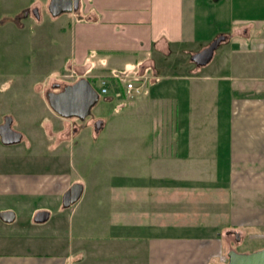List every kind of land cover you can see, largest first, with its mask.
Masks as SVG:
<instances>
[{"label":"rangeland","instance_id":"obj_1","mask_svg":"<svg viewBox=\"0 0 264 264\" xmlns=\"http://www.w3.org/2000/svg\"><path fill=\"white\" fill-rule=\"evenodd\" d=\"M48 3L49 0H0V119L4 112L13 115L15 128L24 136V141L18 145L7 149L0 146V172L66 175V189L74 183H81L85 189L78 206L89 208L88 212L93 214L95 223L89 226L91 232L104 229L109 236H113L150 230L153 232L151 241L154 253L159 250V240L162 238L188 240V245L194 247L196 243L200 245L203 240L206 243V240L218 234L223 240V253L219 259L212 257L209 264H225L229 250L250 253L263 248L264 210L257 207L264 204V192L255 194L249 190L252 187L260 190L259 184H264V181H259V177L252 178L247 171H241V163L232 167L226 157V160L220 157V161L191 159L193 161L178 165L187 168L186 180L192 182L190 188L181 189V194L165 192L169 185L177 184L171 182L170 177H175L176 173L173 176L167 171L177 170L175 168L178 166L173 163L165 169L166 163L156 164L167 178L157 176L153 179L143 171L134 172L149 168L148 163L144 162L139 163V168L137 166L138 159H142L139 149L144 145L154 146L160 142L162 145H175L181 137L200 133L203 143L209 147L215 131L198 128L210 120L212 112H205L202 120H198L200 114H191L189 131L168 129L177 114L176 100L162 98L178 84L177 80L171 78L161 77L155 82L149 78L141 80L143 87L139 95L128 98L123 92L120 96L115 90L114 81L118 80L119 87L123 89L126 80H134L138 68L135 60L139 56L133 52L114 53L116 67L109 65V74L101 75L97 80L92 76L99 71L87 73L69 69L68 65L78 60L74 58L72 29L79 19L72 16L74 12L53 18L48 11ZM34 7L38 9L36 15L29 13L22 17L25 10ZM210 18L209 25L213 20ZM132 36L130 33L124 34L119 40L124 47L119 51L128 47V39ZM82 40L83 34L78 29L77 55L83 53L79 48ZM198 43L194 44L193 50L199 49L196 47ZM215 51L213 60L202 67V73L212 72L227 51V46L220 45ZM109 54L91 51L87 58L104 61ZM183 62L179 53L156 56V65L167 75L184 72ZM116 73L121 74L122 78H116ZM55 74L59 75L54 77ZM261 74L264 75V70ZM80 78L88 79L97 91L100 90L99 81H105L107 93H99L98 102L83 121L58 117L47 104L46 92L54 89V83H58L62 89ZM98 120L102 121L99 130L95 125ZM49 122L54 125V131L50 133L48 130L47 134L44 125ZM58 131L62 140L56 145L53 139ZM229 174L232 176L227 178ZM222 184H229V190L220 191L219 188L224 186ZM215 185L218 188L213 187ZM144 188L155 192L148 196ZM52 189L35 195L0 196V212L3 211L1 209H8L15 214V220L10 223L0 221V253L52 252L57 247L55 243L66 245L70 208H62V194L52 192ZM136 189H139V195L133 198ZM169 189L175 192L174 188ZM242 194L248 195L250 200L249 205L243 202V206L254 207L251 210H232L233 202L236 208H240L238 196ZM121 208L128 213L132 210L139 213L141 225L135 230L129 226H112L110 222L116 221L114 214H119ZM40 211L48 212L49 218L43 223L33 222V216ZM98 219L108 223L101 226L96 223ZM225 228L230 231H224ZM72 231L75 235V227H72ZM233 232L238 234V240ZM157 255L156 252L155 257ZM155 260L159 264V257Z\"/></svg>","mask_w":264,"mask_h":264},{"label":"crops","instance_id":"obj_2","mask_svg":"<svg viewBox=\"0 0 264 264\" xmlns=\"http://www.w3.org/2000/svg\"><path fill=\"white\" fill-rule=\"evenodd\" d=\"M79 2V12L72 15L79 19L72 29L74 58L78 60L69 64V69L84 70L87 73L99 71L97 75L92 76L97 80L96 78L102 77L101 75L109 74L107 72L109 65L112 67L115 65L114 53L133 52L135 56H139V59L135 60L138 64L136 75L133 77L135 81L140 82L149 78L148 80L155 82L161 77L178 81L175 88L162 96L176 100V120L168 129L189 131L191 114H200L201 118L198 120H202L205 112L208 114L212 112L210 120L198 128L215 131L209 147L203 143V135L200 133L181 137L175 145H162L161 142L154 146L144 145L139 149L142 159H138L137 166L139 168V163L144 162L148 163L149 168L137 169L134 172L143 171L153 179L157 176L167 178L166 173L157 168V163H166L165 169L172 163L178 166L193 160L220 161L222 157L224 160L227 158L232 167H235L236 163H241V171H247L252 174L250 175L252 178L259 177V181H264V75L261 74L264 70V0H79ZM236 8L238 12L235 13ZM210 16L213 19L211 25ZM78 29L80 34H83L79 46L83 53L80 50L79 55L76 53ZM129 33L133 36L128 39V47L119 51L124 47L120 45L119 40L124 34ZM221 35L225 39L220 45H226L227 51L212 72L202 73V67L195 66L189 56L205 48L212 39ZM197 42L199 43L196 47L199 49L193 50ZM91 51L110 54L104 61L100 59L92 61L87 58ZM171 53L182 55L184 72L167 75L156 65L157 55L169 56ZM215 54L216 51L213 58ZM57 75L59 74H55L54 77ZM114 75L122 77L121 74ZM11 117L15 122L14 116ZM53 126L51 122L45 124V132L49 134L48 130L50 133L54 131ZM57 133L53 139L56 145L62 140L61 132ZM9 147L13 146L10 145L6 149ZM144 147L148 148L142 149ZM175 169L177 170H167L173 176L176 173L175 177H170L171 182L177 184L169 185L167 191L163 188L166 194H181V189L190 188L189 185L192 183L186 180L187 168L178 166ZM231 176L229 174L226 177ZM67 185L66 175L0 172V196L35 195L49 188H53L52 192L63 194L67 190ZM228 185L222 184L220 191L229 190ZM259 185L260 190L252 187L249 191L255 194L264 192V184ZM37 186L40 187L39 190ZM213 187L218 188L216 185ZM169 188H174L175 192H171ZM144 189L148 196L155 192H150L148 188ZM84 190L83 187L80 199ZM137 190L139 189H136L133 198L136 194L139 195ZM247 196L245 194L238 196L240 208H236L235 202H231L232 210H251L254 206L250 205L247 208L243 206V202H250ZM79 201L70 207L67 215L69 220L66 226L69 236L66 245L55 243L57 247L52 252L0 253V264H156L157 257L159 264H209L212 257L219 259L222 256L223 240L219 234L206 240V243H203L204 240L200 245L196 243L194 247L188 245L186 242L188 240L162 238L159 240V250L154 253L151 241L153 232L150 230L143 233L135 231L131 234L118 233L113 236H109L104 229L93 233L89 228L95 223L92 219L93 214L88 212L89 208L78 206ZM257 208L264 210V204ZM138 216L140 214L133 213V210L128 213L121 208L119 214H114L116 221H111L110 224L129 226L135 230L134 228L141 225ZM96 223L105 226L108 221L100 222L98 219ZM72 227L73 229L75 227V235ZM224 231L230 230L225 228ZM156 252L158 255L155 257Z\"/></svg>","mask_w":264,"mask_h":264},{"label":"water","instance_id":"obj_3","mask_svg":"<svg viewBox=\"0 0 264 264\" xmlns=\"http://www.w3.org/2000/svg\"><path fill=\"white\" fill-rule=\"evenodd\" d=\"M79 0H49L48 11L55 18L62 14L76 12L79 9ZM37 14V13H36ZM224 36H218L213 39L209 45L190 56V61L197 67H203L210 63L214 52L222 41ZM46 101L50 110L63 119L76 118L80 121L85 120L91 113L92 107L98 102L99 95L92 87L91 83L80 78L72 84L65 85L59 92L46 93ZM96 129L102 126V121L95 123ZM22 135L10 128L9 120L0 125V141L5 146L15 145L21 142ZM83 192L81 183L72 184L63 194L61 198L62 208H70L76 204ZM15 215L12 211L0 212V220L10 223L14 220ZM49 218L46 211L37 212L33 216V222L43 223ZM236 240L238 234L233 232ZM225 264H264V247L250 252L239 253L235 250L227 252V261Z\"/></svg>","mask_w":264,"mask_h":264},{"label":"built area","instance_id":"obj_4","mask_svg":"<svg viewBox=\"0 0 264 264\" xmlns=\"http://www.w3.org/2000/svg\"><path fill=\"white\" fill-rule=\"evenodd\" d=\"M133 80H126L124 87H123V91L124 93L127 95L128 98H132L135 97L137 95H139L142 91V87H143V82H138ZM100 84V90L99 93L100 94H106L107 93V87H106V82L105 81H99Z\"/></svg>","mask_w":264,"mask_h":264},{"label":"flooded vegetation","instance_id":"obj_5","mask_svg":"<svg viewBox=\"0 0 264 264\" xmlns=\"http://www.w3.org/2000/svg\"><path fill=\"white\" fill-rule=\"evenodd\" d=\"M29 13H30V14H34V15H36V13H38V9H37L36 7H34V8L31 9V10L27 9V10H25V11L22 13V17H23V16H24V17L27 16ZM64 86H65V85H64ZM64 86H63V87H64ZM52 87H53L54 89H52L51 91H48V92H59L60 90H62V89H60V85H59L58 83H54V84L52 85ZM63 87H62V88H63ZM55 90H56V91H55ZM48 92H46V93H48ZM6 119L9 120V125H10V128H11L12 130L21 133L19 130H17V129L15 128V122H14V120H13V117H11L10 114H5V113H3V115H1L0 125L3 124V123L6 121ZM98 121H99V120H98ZM98 121H96V122H98ZM96 122H95V123H96ZM21 135H22L21 140H23V139H24V136H23L22 133H21ZM0 146H2V147H8V146L3 145V144L1 143V141H0ZM11 146H15V145H11Z\"/></svg>","mask_w":264,"mask_h":264},{"label":"trees","instance_id":"obj_6","mask_svg":"<svg viewBox=\"0 0 264 264\" xmlns=\"http://www.w3.org/2000/svg\"><path fill=\"white\" fill-rule=\"evenodd\" d=\"M114 84L116 85V86H115V90H116V92H117L120 96H122L121 94H123V89L119 87V85H118V80H115V81H114Z\"/></svg>","mask_w":264,"mask_h":264}]
</instances>
